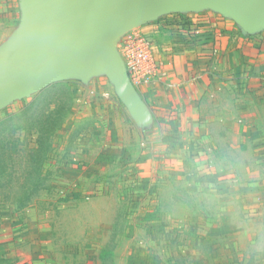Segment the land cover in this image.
<instances>
[{
    "label": "rangeland",
    "instance_id": "rangeland-1",
    "mask_svg": "<svg viewBox=\"0 0 264 264\" xmlns=\"http://www.w3.org/2000/svg\"><path fill=\"white\" fill-rule=\"evenodd\" d=\"M218 17L214 40L146 8L118 38L138 32L157 65L185 60L207 83L184 134L162 131L145 88L85 64L0 100V189L14 188L0 190V264H264V70L248 75V36ZM30 162L47 172L27 176ZM37 178L48 189L26 206Z\"/></svg>",
    "mask_w": 264,
    "mask_h": 264
},
{
    "label": "crops",
    "instance_id": "crops-1",
    "mask_svg": "<svg viewBox=\"0 0 264 264\" xmlns=\"http://www.w3.org/2000/svg\"><path fill=\"white\" fill-rule=\"evenodd\" d=\"M95 8L93 0H0V59L23 56L25 52L41 54L60 50L84 28ZM146 8L155 15L182 13L196 18L203 28L210 27L214 40L221 27L218 16L223 14L234 20L248 36V75H262L264 0H146L133 10L117 15L97 33L94 44L101 55L71 62L68 67L73 63L85 64L91 74L103 72L114 86H119L124 80L125 66L120 51L116 50L118 38L126 26L140 25L139 17ZM66 69L41 79L39 84L62 78ZM193 71L192 64L185 60L160 62L154 80L141 86L150 97L152 117L162 131L184 134L197 127L196 105L207 83ZM7 95H2L0 100Z\"/></svg>",
    "mask_w": 264,
    "mask_h": 264
},
{
    "label": "water",
    "instance_id": "water-1",
    "mask_svg": "<svg viewBox=\"0 0 264 264\" xmlns=\"http://www.w3.org/2000/svg\"><path fill=\"white\" fill-rule=\"evenodd\" d=\"M96 8L86 22L84 28L67 45L44 52L0 59V97L13 91L38 84L45 77L51 76L71 62H79L92 55H101L102 52L94 44V38L100 30L117 15L121 16L133 7L146 0H93ZM140 23V17H139ZM137 23L126 26L124 31ZM119 42V41H118ZM124 79L130 83L124 68Z\"/></svg>",
    "mask_w": 264,
    "mask_h": 264
},
{
    "label": "built area",
    "instance_id": "built-area-1",
    "mask_svg": "<svg viewBox=\"0 0 264 264\" xmlns=\"http://www.w3.org/2000/svg\"><path fill=\"white\" fill-rule=\"evenodd\" d=\"M127 77L136 87L150 84L158 74L153 45L138 32L118 42Z\"/></svg>",
    "mask_w": 264,
    "mask_h": 264
},
{
    "label": "trees",
    "instance_id": "trees-1",
    "mask_svg": "<svg viewBox=\"0 0 264 264\" xmlns=\"http://www.w3.org/2000/svg\"><path fill=\"white\" fill-rule=\"evenodd\" d=\"M55 131L56 130H53L51 137L54 136ZM36 140H40L39 137H37ZM42 154L43 155L46 154V151H43L42 147H34V148H30V149L28 148V150L26 152V155L29 158H31V157H39ZM46 167H47L46 164L42 163V162L41 163L30 162L24 168V174H26L27 176H31V175H34V174H37V175L40 174L41 175V174H44V173L47 172V168ZM44 181H45V179H40V178L33 179V180L24 179V181L22 182V190L24 191L23 192L24 205L30 206L32 204V202L40 195V192L48 189V186H47V184H45ZM5 184L7 185V187H4L5 189H0V190H7V191L11 192L14 189L13 188V184H12V186H9V184L6 183V182H5ZM8 197L9 196H7V200H8ZM0 201L5 203L6 198H2ZM1 263H2V261H1Z\"/></svg>",
    "mask_w": 264,
    "mask_h": 264
}]
</instances>
